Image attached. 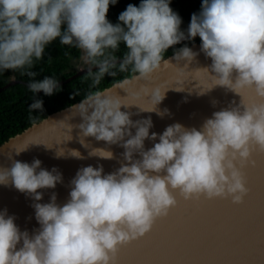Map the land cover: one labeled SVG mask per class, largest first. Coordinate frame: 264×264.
<instances>
[{
  "label": "clouds",
  "instance_id": "clouds-1",
  "mask_svg": "<svg viewBox=\"0 0 264 264\" xmlns=\"http://www.w3.org/2000/svg\"><path fill=\"white\" fill-rule=\"evenodd\" d=\"M116 2L0 0V71L20 70L35 77L34 62L58 38L60 44L80 50L92 85L106 73L128 72L130 78L119 82L123 85L129 79H150L169 46L198 35L199 51L211 58L201 68L214 85L239 93L243 107L213 111L199 128L173 122L158 134L149 132L150 116L130 119V113L121 110L128 104L119 97L100 89L89 92L75 104L82 117L80 136L119 143L126 163L107 173L102 165L80 167L63 204L56 202L55 193L48 202H39L42 192L37 189L54 188L62 181L55 166L40 167L35 157L30 163L13 159L9 166H0V184L11 181L17 190L31 194L39 223L30 235L19 229L7 209L0 210V264H116L118 247L144 235L176 204L174 191L184 199L230 197L234 203H241L248 192L243 168L255 164L254 150L264 152V0H201L187 34L170 0L128 3L112 23L106 13ZM121 44L125 50L118 57ZM197 55L187 44L173 50V58L187 65ZM27 87L35 97L29 109L42 111L36 93L51 95L60 90V83L46 75L30 79ZM250 89L257 99L243 102ZM151 98L153 106L141 110L161 116L168 112L155 107L163 93L153 90ZM145 138L153 141L147 149ZM71 154L83 158L75 149ZM89 154L113 157L107 148H93Z\"/></svg>",
  "mask_w": 264,
  "mask_h": 264
},
{
  "label": "water",
  "instance_id": "water-1",
  "mask_svg": "<svg viewBox=\"0 0 264 264\" xmlns=\"http://www.w3.org/2000/svg\"><path fill=\"white\" fill-rule=\"evenodd\" d=\"M185 41L187 39L177 44ZM200 43L189 45L198 55L188 65L183 60L176 61L172 53L163 58L150 79H129L123 85L118 81L102 90L128 104H122L121 110L129 112L130 119L135 121L150 116L152 126L149 132L158 134L173 122L199 128L213 111L233 105L243 107L239 93L214 85L208 72L201 68L209 65L211 58L199 51ZM168 60L170 62H164ZM87 72L88 65L83 63L72 76L59 80L60 86ZM12 77L0 87V92L17 83L27 86V82ZM153 90L163 93V98L155 106L161 111L168 109L162 116L156 111L141 110L153 106ZM255 99L253 90L244 93L243 102ZM79 102L49 114L0 144V166H9L13 159L30 163L35 157L41 160L40 167L51 170L55 166L62 174V181L54 188L37 189L42 192L39 202H48L52 193H55L58 204L66 202L70 181L82 166L102 165L107 173L126 163L121 155L124 149L119 143L107 144L92 136H80L77 125L82 117L75 107ZM131 131L134 134L135 129ZM152 144V140L145 138V149ZM93 148L110 149L113 157L90 155ZM73 149L83 158L73 156ZM58 151L62 154L57 155ZM133 155L138 158V153ZM251 159L255 164L243 168L248 192L241 203L232 202L230 197L207 198L203 195L184 199L174 191L176 204L167 215L157 218L144 235L120 245L116 264H264V152L254 150ZM34 202L31 194L17 190L11 181L0 184V210L7 209L19 229L27 230L30 235L39 228Z\"/></svg>",
  "mask_w": 264,
  "mask_h": 264
},
{
  "label": "trees",
  "instance_id": "trees-1",
  "mask_svg": "<svg viewBox=\"0 0 264 264\" xmlns=\"http://www.w3.org/2000/svg\"><path fill=\"white\" fill-rule=\"evenodd\" d=\"M128 3L139 4V0H117L115 4H109L106 16L112 23L118 22V14L123 11ZM201 0H170V7L181 17V30L186 33L191 14L199 12ZM200 40L197 35L192 40H187L166 50L164 58L171 55L175 48ZM121 44L116 55L120 57L124 51ZM80 60V50L74 46L60 44L58 38L46 45L42 58L35 61L32 71L37 75L28 77L22 75L20 70L5 69L0 71V87L4 86L12 76L28 83L30 79H42L44 76H53L58 80H64L72 76L76 70L75 63ZM130 77L128 72H117L115 76L107 73L98 84L92 85L87 73L60 86L59 91L51 95L36 93V97L42 99L43 110L29 109L28 105L35 99L31 90L22 83H17L0 92V144L8 138L20 133L33 123L39 122L49 114L61 110L75 102L80 101L89 92L104 89L115 82Z\"/></svg>",
  "mask_w": 264,
  "mask_h": 264
},
{
  "label": "rangeland",
  "instance_id": "rangeland-1",
  "mask_svg": "<svg viewBox=\"0 0 264 264\" xmlns=\"http://www.w3.org/2000/svg\"><path fill=\"white\" fill-rule=\"evenodd\" d=\"M83 63L81 60H79L77 63H75L74 68L75 70H78L79 68H82Z\"/></svg>",
  "mask_w": 264,
  "mask_h": 264
},
{
  "label": "flooded vegetation",
  "instance_id": "flooded-vegetation-1",
  "mask_svg": "<svg viewBox=\"0 0 264 264\" xmlns=\"http://www.w3.org/2000/svg\"><path fill=\"white\" fill-rule=\"evenodd\" d=\"M199 41H200V40H198V41H193V42H191L190 44H192V43H194V42H199ZM190 44H189V45H190Z\"/></svg>",
  "mask_w": 264,
  "mask_h": 264
}]
</instances>
